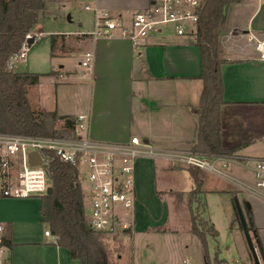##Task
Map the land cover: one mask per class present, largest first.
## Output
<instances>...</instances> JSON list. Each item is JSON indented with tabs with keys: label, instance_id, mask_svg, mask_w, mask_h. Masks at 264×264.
Masks as SVG:
<instances>
[{
	"label": "crops",
	"instance_id": "1",
	"mask_svg": "<svg viewBox=\"0 0 264 264\" xmlns=\"http://www.w3.org/2000/svg\"><path fill=\"white\" fill-rule=\"evenodd\" d=\"M74 1L76 0L67 2ZM92 2L93 8L88 3L85 4L90 6L89 10L98 8L107 11L112 17L128 22L136 11L148 5L149 0ZM233 5L238 14L232 23L226 26L218 49L219 56L226 59L221 65L225 101L220 108L221 140L222 146L234 149L233 154L236 156L252 159L264 156V151L258 146L261 138H264L263 121L259 129L251 125L254 113L259 112L261 117H264V59L255 49L249 31L258 36L264 35V0H242ZM82 25L80 24L81 27ZM90 33L88 29L53 32L59 35L60 41V35H64L65 44L71 39L73 51L84 46L85 50L93 51L95 58L90 79H87V83H58L54 86L53 95L52 90L48 88L46 91L44 88L45 85L54 83L51 80L54 75H42L31 89L30 95H33L35 103L40 98L42 103L38 106L41 109L58 112L60 107H67L70 101L68 94L74 93L75 104H79L89 115V135L95 139L126 142L131 135H137L159 152L190 150L197 137V117L191 112L190 106L199 103L203 88V80L200 78L203 70L202 60L195 32L178 35L172 27H168L161 32L150 34L140 40L138 45L119 35L94 38ZM33 38L31 44L35 43L37 37ZM68 66V62H65L59 64L58 69L50 71H57L60 76L66 73L69 79L75 77L76 73L83 77V70H74ZM59 90L66 96H60ZM248 130H255L252 139H249L248 135L237 136L238 131L243 135ZM168 173H171L172 178L174 175L184 179L190 178L191 190L195 187L191 171L186 166L171 162L169 164L159 155L137 160V203L129 242L133 250L139 241L150 239L155 242L160 239L163 243L166 239L164 236L169 235L173 237L172 243L175 242L176 250L185 251L192 244L191 249L198 251V264H213L211 256L214 257V262H223L219 257L221 229L216 221L204 218L209 226H214L218 235L215 237L205 230L203 238L192 231V214L189 215L188 224L184 229L159 228L152 224L157 218L150 221L152 212L149 205H154L155 208L165 194L171 198L174 207L175 193L180 197V205L184 200L186 207H190L191 190L184 192L171 188V177ZM205 174L199 198L203 194H222L229 190L220 184L210 186L215 175ZM159 211L160 208L157 213ZM253 221L264 247V214H255L253 211ZM0 222L6 225V237L10 240L11 264H80V260L71 258L67 248L56 244L54 235L45 234L48 226L42 230L45 222L41 214V199L38 197L0 198ZM215 250V254H211ZM250 258L253 261L251 254ZM137 261L134 256L133 264ZM157 261L158 264H167L168 260L157 258Z\"/></svg>",
	"mask_w": 264,
	"mask_h": 264
},
{
	"label": "built area",
	"instance_id": "2",
	"mask_svg": "<svg viewBox=\"0 0 264 264\" xmlns=\"http://www.w3.org/2000/svg\"><path fill=\"white\" fill-rule=\"evenodd\" d=\"M205 0H149L148 5L136 11L130 21L112 17L107 11L94 9V38L119 35L137 44L150 34L170 26L178 35L195 32L199 13ZM86 10L89 5L84 6ZM255 49L264 59V35L249 31ZM31 36V35H30ZM29 36V37H30ZM33 37V36H32ZM29 45L10 60L26 58ZM95 55L83 54L81 65L86 69L83 77H90ZM36 152L41 161L32 164L30 154ZM60 162L79 169L85 194L86 221L94 231L114 234L131 230L135 223L137 192L135 167L143 157L162 156L167 161L225 178L241 189L256 192L264 197V156L242 159L235 154L205 156L192 151H156L137 135L126 142L99 140L89 135V115L75 116L74 132L68 136L24 135L0 131V198H30L47 194L52 187L49 163L52 155ZM251 169L256 182L248 184L227 172L230 164ZM51 235L50 230L45 231ZM6 225L0 222V264H11L10 245L5 241ZM185 264H190L185 261ZM240 264V263H237Z\"/></svg>",
	"mask_w": 264,
	"mask_h": 264
},
{
	"label": "trees",
	"instance_id": "3",
	"mask_svg": "<svg viewBox=\"0 0 264 264\" xmlns=\"http://www.w3.org/2000/svg\"><path fill=\"white\" fill-rule=\"evenodd\" d=\"M242 0H205L196 25V43L200 48L202 60L203 88L199 103L190 106L197 117V137L189 151L211 155H232L234 149L224 148L221 140L220 108L223 99V81L221 65L226 62L218 54L220 37L226 29L229 7ZM47 0H0V131L24 135L68 136L74 132L75 117L61 115L57 111L33 109L27 95V87L39 82L42 75L48 73L20 72L9 66L11 58L18 54L38 24L40 12L46 7ZM58 34H52L54 40ZM61 45L65 46L64 35H60ZM64 122L58 126V122ZM49 171L52 177V192L41 198V214L50 232L56 237V244L67 248L71 258L80 260V264H110V234L90 229L86 221L84 191L79 169L75 165L65 164L51 154ZM195 187L191 190L190 205L199 202L202 192L204 171L197 167H188ZM192 231L203 238L201 216L193 211ZM248 215H252L251 209ZM201 220V221H200ZM249 229L255 232L257 227L253 219ZM207 231L218 235L210 225ZM123 233H131L126 230ZM10 245V240L5 236Z\"/></svg>",
	"mask_w": 264,
	"mask_h": 264
},
{
	"label": "rangeland",
	"instance_id": "4",
	"mask_svg": "<svg viewBox=\"0 0 264 264\" xmlns=\"http://www.w3.org/2000/svg\"><path fill=\"white\" fill-rule=\"evenodd\" d=\"M47 1L48 2H46V7L40 12V18L37 24L38 28L36 27L33 35H31L33 37H37L35 39V43L31 44L28 47L25 59L16 57L13 62L14 69L20 72H48L50 70L58 69L59 64L68 62L69 68L74 70L77 68L79 71L83 70L86 72V69L81 65L83 54L87 51L84 49L85 46L79 50L73 51V47L71 46L72 40L69 39L67 44H65L68 49H65L64 47H62L60 39L56 38V40H54L52 34L53 32H73L80 29L82 31H85L87 29L92 31L94 28V11L86 10L84 8L86 3H88L93 8L92 0H76L74 2H67L70 0ZM236 11L237 8H235V5H231L229 7L226 26L229 23H232V21L236 18L238 14ZM241 15L243 14L241 13ZM80 24H83L82 27L80 26ZM168 27L170 26H166L164 27V29ZM54 52H56L57 54H54ZM65 52L68 53L65 54ZM63 54H65V57H63ZM87 79L90 78H81V74L77 73L75 77L69 79V76L66 73L60 76V73L58 72L53 76V79H51L54 83L49 86L45 85L44 89L48 91L49 88V90H52L51 93L55 95L54 86L58 85V83H65L68 81L87 83ZM33 86L27 87L29 102L34 110H43L38 106V104L41 105L42 99L41 103L40 98L39 101L37 99L36 104L33 99V95H30ZM61 90L58 91L59 95H65L64 92L61 93ZM68 97L70 101L67 100L69 102L67 104V107H60L58 109L59 114L71 115L75 117L81 113H85V110L82 109V107L80 108L79 104H75L76 100L74 97V93L68 94ZM261 122L263 123L264 127V117H261L259 112L254 113L251 125L255 126V129H259ZM63 123L64 122L62 121L58 122V126H61ZM247 126L249 125L247 124ZM254 133L255 130H248V132L241 135V131H238L237 136L246 137L248 135L250 137L249 139H252ZM261 139L262 140L260 141L258 146L260 147L261 151H264V138ZM167 162L170 164L169 161ZM227 172L235 178L240 179L246 183L254 184L256 182L254 173L246 167L232 163L227 169ZM168 174L170 175V177L172 176L171 173ZM169 179V184H171L172 186L171 188L184 192L190 191L192 188L191 180L189 182L190 178L184 179L182 177H177L176 175H174L173 178L171 177ZM218 184H220L221 187L229 190H226L222 194H203L200 196V198L198 196L199 202L193 203L192 205L189 204V208L186 207L184 200H182V205H180L181 201L180 197L177 195L178 193H175L176 207L173 206L171 198L168 196V194H165L163 199L161 198L162 200L160 199V202L156 204L155 208L153 207L154 205H149V209L152 212V214H150V221L152 222L154 218H157L158 220L154 219L155 221L152 224L154 226H158L159 228L167 227L184 229L186 227V224H188L189 215L193 211H195L201 216V229L207 230L209 227V224L205 219L216 221L218 227L221 229L219 257L224 261L214 262V257L211 256L213 264H236L237 261L241 264H255L253 262L254 260L252 261L250 258L251 252L238 215L237 201L239 202L244 217L249 224L250 220L253 219V211L255 214H264V197L252 195L246 189H241L240 186L236 185L235 183L225 178L215 176L214 182L210 183V186ZM85 186H87V183L86 181H83L82 187ZM154 195L156 196V193H154ZM189 197H191V195H189ZM38 199L40 200L41 198L38 197ZM85 201L86 200L84 196V202ZM247 202H249L251 206L252 215L250 216L248 215V209L246 205ZM159 208L160 211L159 213H157ZM47 226L48 224L45 223L42 226V230L47 228ZM110 235L111 237L107 239L110 248V264H133L132 260L134 256L138 260L136 264H158L157 258H164L165 260L167 259V264H185V261L189 262L190 264H198V251L195 249H191L192 244L185 251L176 250L175 242L173 241L172 243L173 237L169 235L164 236L166 239L165 242L163 241V243L160 241V239L155 242L151 241L150 239L145 242L139 241L135 250H133L131 243H129L131 236L130 234L116 232ZM257 241H259L262 252L264 254L263 243L259 236ZM258 248L257 252L259 255H261L260 247L258 246ZM215 252L216 250L212 251L211 254H215ZM119 255H121L120 258Z\"/></svg>",
	"mask_w": 264,
	"mask_h": 264
},
{
	"label": "water",
	"instance_id": "5",
	"mask_svg": "<svg viewBox=\"0 0 264 264\" xmlns=\"http://www.w3.org/2000/svg\"><path fill=\"white\" fill-rule=\"evenodd\" d=\"M33 40H34V38L32 36H30L27 39V43L29 46L31 45ZM30 161L32 164L39 163L41 161V157L38 153L32 152L30 154ZM52 190H53V188L49 187L47 190V193L50 194L52 192ZM246 205H247V209L250 210L251 206H250L249 202H247ZM237 211H238V215H239V218L241 221V225H242V228L244 230V234H245V237H246V240H247L250 252H251L252 259L254 260V263L255 264H264V255H263V252L261 249V245H260L259 241H257L254 238L255 233L249 229V224L247 223V221L244 217L243 211L241 210V207H240V204L238 201H237ZM258 246L260 247L261 255H259L257 252Z\"/></svg>",
	"mask_w": 264,
	"mask_h": 264
}]
</instances>
